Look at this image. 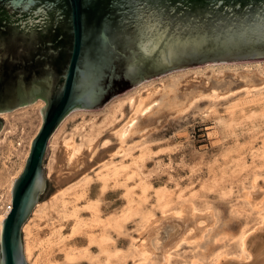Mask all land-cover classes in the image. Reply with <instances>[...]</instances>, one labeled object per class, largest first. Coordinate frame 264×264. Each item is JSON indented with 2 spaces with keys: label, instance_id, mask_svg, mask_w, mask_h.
<instances>
[{
  "label": "rangeland",
  "instance_id": "374dc122",
  "mask_svg": "<svg viewBox=\"0 0 264 264\" xmlns=\"http://www.w3.org/2000/svg\"><path fill=\"white\" fill-rule=\"evenodd\" d=\"M164 83L176 95L162 104ZM150 88L158 106L120 135L133 113L128 96ZM44 104L0 112V214ZM44 173L47 187L22 226L28 264H135L142 240L169 244L195 224L199 237L168 264L239 256L241 237L264 217L247 195L255 179L264 191V59L175 69L99 109L72 110L48 141Z\"/></svg>",
  "mask_w": 264,
  "mask_h": 264
},
{
  "label": "water",
  "instance_id": "95a60500",
  "mask_svg": "<svg viewBox=\"0 0 264 264\" xmlns=\"http://www.w3.org/2000/svg\"><path fill=\"white\" fill-rule=\"evenodd\" d=\"M258 59L264 0H0V112L45 101L2 219L0 264H28L22 226L47 187L48 141L69 112L99 109L175 69Z\"/></svg>",
  "mask_w": 264,
  "mask_h": 264
},
{
  "label": "bare ground",
  "instance_id": "6f19581e",
  "mask_svg": "<svg viewBox=\"0 0 264 264\" xmlns=\"http://www.w3.org/2000/svg\"><path fill=\"white\" fill-rule=\"evenodd\" d=\"M164 84H167V83H164ZM223 85L224 83L222 84V86ZM225 86L226 85H224V87ZM156 89L150 88L149 90H147V93L146 91L145 93L143 92L144 94H142L141 92H137L133 96H128V103L131 107V110H133V113L132 115L130 114L131 116L129 117L126 126H124L121 129V132H120L121 134L119 133L120 135L126 134V131H128L132 126H134L137 122H139L138 120L140 117L146 116L147 113L151 112L154 105L158 104V97L155 98V96L159 95V93L155 95ZM164 90H165V87H164ZM171 90H173V86L172 88H169V85L167 84L166 91L171 92V93L167 95V92L164 93L163 91V94L161 95V98H160V101L162 102V104L169 102L171 97H173L172 100L175 98V95H176L175 91L173 93ZM120 107H121V104H119L118 108ZM73 149L74 148H70L68 150L70 153L69 155L72 154ZM247 195H248V202L252 206V208L258 211H264V191H260L258 189L256 179L254 180V183H253V190L248 192ZM7 212H8L7 210H4L0 214V225H2L1 224L2 219L5 217ZM200 227L203 228L204 226H201V225L199 226L195 224L193 227L188 228L185 232L178 234L177 236L172 235L171 237L173 238V241L169 244H164V242L162 243L161 241H158V240H156L155 242L153 241L154 243L152 244L149 242L150 238L147 239L146 238L147 236H146L145 237L146 239L142 240L138 244L139 246L138 249L140 251L141 257L139 261L136 262L135 264H168L170 257H171L172 250H174L175 248H177L184 242L193 243L194 241H196L200 233L196 234L195 230L199 229L201 231L202 229ZM240 247H241V254L239 256L232 257L230 255L231 256L230 257V256H226L223 254L224 256L222 255L221 258L219 257L218 261L215 264H264V217H262L261 223L258 224L252 231L247 232L243 237H241ZM187 264H202V263L199 262L198 260H193Z\"/></svg>",
  "mask_w": 264,
  "mask_h": 264
},
{
  "label": "built area",
  "instance_id": "2783aa9c",
  "mask_svg": "<svg viewBox=\"0 0 264 264\" xmlns=\"http://www.w3.org/2000/svg\"><path fill=\"white\" fill-rule=\"evenodd\" d=\"M11 206H12V205H11V202H9V203L7 204V206H6V210L9 211V210L11 209Z\"/></svg>",
  "mask_w": 264,
  "mask_h": 264
},
{
  "label": "flooded vegetation",
  "instance_id": "af4514ba",
  "mask_svg": "<svg viewBox=\"0 0 264 264\" xmlns=\"http://www.w3.org/2000/svg\"><path fill=\"white\" fill-rule=\"evenodd\" d=\"M39 98V97H38Z\"/></svg>",
  "mask_w": 264,
  "mask_h": 264
}]
</instances>
